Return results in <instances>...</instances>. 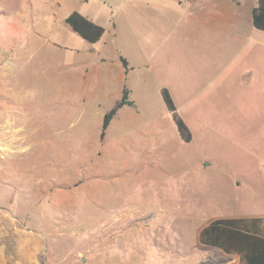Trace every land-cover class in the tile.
<instances>
[{
  "label": "rangeland",
  "instance_id": "1",
  "mask_svg": "<svg viewBox=\"0 0 264 264\" xmlns=\"http://www.w3.org/2000/svg\"><path fill=\"white\" fill-rule=\"evenodd\" d=\"M167 3L182 15L167 32L139 12L142 89L101 140L105 112L78 116L65 86L88 45L62 21L75 1L0 0V264H243L199 237L264 224V44L199 33L207 0Z\"/></svg>",
  "mask_w": 264,
  "mask_h": 264
},
{
  "label": "crops",
  "instance_id": "2",
  "mask_svg": "<svg viewBox=\"0 0 264 264\" xmlns=\"http://www.w3.org/2000/svg\"><path fill=\"white\" fill-rule=\"evenodd\" d=\"M73 1H75V7L71 13L80 14L104 30L103 36L96 43L88 44L84 41L88 44L84 52H80V56L75 57L71 63L74 68L72 72L64 75L67 95L79 98L78 103L74 104L75 112L79 114L78 116L87 113L86 111L91 112L87 119L90 121L99 119L101 112L106 113L111 110L121 99L124 88L129 90L130 98L136 95L134 91L142 89V76L140 72H137L142 67L138 57L132 54V51H128L147 47L144 43L148 35L144 37L137 32L138 27L143 26L139 12L151 10L155 14L154 19L158 23H163L158 26V30L163 32H167L168 27L182 15L178 9H173L170 3H167L171 0ZM183 1L187 0H173L178 6H181ZM207 1H209L207 7L195 12V15L191 17L192 20L194 19L193 22L199 24L197 29L199 33L209 29L211 38H214V34L229 32L251 42L264 44V32L256 30L252 25V10L258 0ZM85 6L86 9L87 6L95 7L97 15L84 11ZM102 13H104L103 17ZM65 18L62 19L63 22ZM78 53L79 51H75L74 54ZM120 58L127 62L128 71H125L120 64ZM76 119H72L71 122H76ZM262 225L264 224L261 223L263 234L260 232L259 235L264 239ZM227 255H234L244 264L240 255L236 253Z\"/></svg>",
  "mask_w": 264,
  "mask_h": 264
},
{
  "label": "trees",
  "instance_id": "3",
  "mask_svg": "<svg viewBox=\"0 0 264 264\" xmlns=\"http://www.w3.org/2000/svg\"><path fill=\"white\" fill-rule=\"evenodd\" d=\"M0 14H3V11L0 10ZM64 23L88 44L96 43L104 34L102 27L76 12L67 16ZM252 25L256 30L264 32V0H258L257 5L252 10ZM119 61L125 71H128L127 62L122 58ZM129 94V90L124 88L121 99L111 110L104 114L99 135L101 140L105 137V133L118 110L123 107H134V102L129 99ZM160 96L166 109L173 114V120L180 139L189 142L191 139L190 132L176 116V109L167 89H161ZM261 221V219L242 218L214 220L200 232V242L218 248L226 254L236 253L240 255L244 264H264V239L259 235L257 228L258 223ZM198 264H217V262L207 260Z\"/></svg>",
  "mask_w": 264,
  "mask_h": 264
}]
</instances>
